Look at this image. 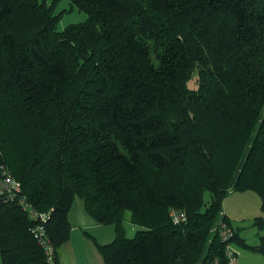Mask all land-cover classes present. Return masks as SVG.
Segmentation results:
<instances>
[{
    "label": "trees",
    "instance_id": "obj_1",
    "mask_svg": "<svg viewBox=\"0 0 264 264\" xmlns=\"http://www.w3.org/2000/svg\"><path fill=\"white\" fill-rule=\"evenodd\" d=\"M69 1L87 21L59 31L44 1L0 0V166L51 211L57 263L77 198L116 228L104 264H229L222 222L264 256L223 214L246 191L264 213V0ZM33 225L0 204L3 264H47Z\"/></svg>",
    "mask_w": 264,
    "mask_h": 264
},
{
    "label": "rangeland",
    "instance_id": "obj_2",
    "mask_svg": "<svg viewBox=\"0 0 264 264\" xmlns=\"http://www.w3.org/2000/svg\"><path fill=\"white\" fill-rule=\"evenodd\" d=\"M48 6L52 7L54 14L58 16L59 22L57 30L64 31L73 24H82L87 21V15L76 7H72L69 0H42ZM199 73L200 67L197 66L187 83V87L190 91L199 90ZM209 199V195H207ZM81 207V200L76 199L71 211L74 212ZM74 209V210H73ZM88 222L86 225L79 224L80 222H74L71 236L66 247L62 246V263L64 264H104V259L99 253L97 245H107L112 243L116 238V228L114 225H100L93 219L86 217ZM125 228L127 230V236L133 238L139 228L130 223V213L126 214ZM217 229V228H216ZM257 232L256 228H249L246 235L249 239V243L255 241L254 234ZM66 249H65V248ZM64 248V249H63ZM246 254L250 255L248 251ZM241 259H238V264ZM249 263V260H247ZM245 264V260H242Z\"/></svg>",
    "mask_w": 264,
    "mask_h": 264
},
{
    "label": "built area",
    "instance_id": "obj_3",
    "mask_svg": "<svg viewBox=\"0 0 264 264\" xmlns=\"http://www.w3.org/2000/svg\"><path fill=\"white\" fill-rule=\"evenodd\" d=\"M22 185L17 181L5 166H0V204L13 202L22 207L34 225L31 234L39 247L43 250L47 264L57 263L56 248L48 236L47 225L51 220V211L39 212L33 208L22 195ZM170 216L175 225L187 222V213L183 210L172 209ZM223 243L226 244V256L229 264H238V251L232 243L234 230L228 224L222 222L216 229Z\"/></svg>",
    "mask_w": 264,
    "mask_h": 264
},
{
    "label": "crops",
    "instance_id": "obj_4",
    "mask_svg": "<svg viewBox=\"0 0 264 264\" xmlns=\"http://www.w3.org/2000/svg\"><path fill=\"white\" fill-rule=\"evenodd\" d=\"M74 210V209H73ZM223 214L226 216L237 230L241 239L245 240V242L250 246H258L261 243V238L264 237V230H260L257 226H255V221L258 218L264 219V213L262 211V200L260 196L253 191L246 192H236L231 193L223 202ZM89 217L93 219L86 211L84 207V203L81 200V207L74 212L70 211L69 213V221L71 226H73L74 222L78 221L79 224H87L90 223L86 219ZM95 221V219H93ZM256 228L257 232H255L254 237L255 241L253 243H249V239L246 235V232L249 228ZM74 229V227H72ZM68 244L65 243L64 246ZM64 247V248H65ZM238 251V259L239 264H243L242 260H245V264H264V256L258 253H253L246 249H242L235 245ZM63 248V249H64ZM66 249V248H65ZM246 251L250 253V255L246 254ZM62 249L59 251V263H62ZM249 260V263L247 262ZM0 264H3L1 253H0ZM68 264V263H67ZM70 264V263H69ZM78 264V263H74Z\"/></svg>",
    "mask_w": 264,
    "mask_h": 264
}]
</instances>
